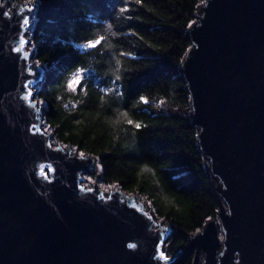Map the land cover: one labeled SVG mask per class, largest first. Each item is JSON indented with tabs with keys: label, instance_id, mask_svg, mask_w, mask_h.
<instances>
[{
	"label": "water",
	"instance_id": "obj_1",
	"mask_svg": "<svg viewBox=\"0 0 264 264\" xmlns=\"http://www.w3.org/2000/svg\"><path fill=\"white\" fill-rule=\"evenodd\" d=\"M8 2H0V264H171L188 252L197 264L200 251L203 264H264V0H203L187 26L180 70L223 239L209 216L169 256L170 222L118 185L87 186L83 173L102 171L98 157L54 145L41 129L46 109L34 85L46 65L31 60L32 21L20 27L38 3Z\"/></svg>",
	"mask_w": 264,
	"mask_h": 264
},
{
	"label": "trees",
	"instance_id": "obj_2",
	"mask_svg": "<svg viewBox=\"0 0 264 264\" xmlns=\"http://www.w3.org/2000/svg\"><path fill=\"white\" fill-rule=\"evenodd\" d=\"M36 1L31 41L46 65L37 90L45 120L58 141L98 157L103 181L139 191L172 220L175 249L186 245L218 208L180 70L187 26L203 0ZM76 70L73 91L79 81H67ZM193 259L188 252L173 264Z\"/></svg>",
	"mask_w": 264,
	"mask_h": 264
},
{
	"label": "rangeland",
	"instance_id": "obj_3",
	"mask_svg": "<svg viewBox=\"0 0 264 264\" xmlns=\"http://www.w3.org/2000/svg\"><path fill=\"white\" fill-rule=\"evenodd\" d=\"M0 2L1 3H4V0H0ZM13 3L15 4V3H23V4H28V5H32L33 4V2H32V0H13ZM11 4V3H10ZM10 4H8V6L7 7H10ZM33 14L34 13H32L30 16V20L32 21V25L30 26V28L27 30V37L29 38V40H30V43L27 45V47L29 48V49H31L32 50V61L34 62V65L35 64H37V62L38 61H36V59H35V47H34V45H33V43H32V41H31V30H32V26H33V20H34V18H33ZM40 63V62H39ZM38 63V64H39ZM41 64V63H40ZM44 75H45V72L43 73V75L41 76V78L35 83V85H34V90H36V94H35V96H34V98L35 99H37V102L39 103V104H41L42 106H43V108L44 109H46L47 108V106H46V103L43 101V100H41V99H39L38 98V96H37V90L39 89V87H40V85H41V83L43 82V80H44ZM42 123H43V125H42V129H45V131H47L48 133H52V137H51V140H52V143L55 145V143L58 141V139H57V136H56V131L47 123V121L45 120V115H44V117L42 118ZM82 150H79V152H81ZM85 153V152H84ZM102 172V171H101ZM101 172L98 174V173H96V172H90V173H88V172H84L83 173V177H87L88 179H89V181H90V183H91V185L94 183V182H96V183H100V185L102 186V187H104L107 191L110 189V188H112L113 186H115V185H118L117 183H113V184H115V185H113V184H107L105 181H103L102 180V178H101ZM98 181V182H97ZM109 186H111V187H109ZM118 187H120L119 185H118ZM121 188V187H120ZM124 190V189H123ZM126 191H128V190H126ZM127 193V192H126ZM131 193H133V194H139V196L140 197H142L143 199H145V202H146V200H147V202H146V204H148V207L149 208H151V209H149V210H151V212L153 213V215L155 216V218H156V220H158L161 224H163V225H167L169 222L171 223V226L173 227V228H175V230H172L171 231V233H170V235H169V237L166 239V241H165V243H164V248L166 247V245H167V255L169 256L171 253H173L174 252V250H175V248H174V240L171 238L172 237V235H174L173 233L175 232V231H177L178 232V228H177V225L172 221V220H170V219H168L167 217H161V216H159L158 214H157V212H156V209H155V207H154V205L152 204V202L145 196V195H142V194H140L139 193V191H129L127 194L129 195V194H131ZM221 203H222V205L223 206H226L225 205V203H224V201L223 200H221ZM218 209L219 208H217L216 209V211H218ZM212 218H214V220H215V223L217 224V226H218V237H219V239L220 240H222L223 239V234L221 233V231H220V218H219V215H218V213L217 212H215V217H212ZM172 234V235H171ZM204 252L203 251H200L199 253H198V255H197V264H203V259H204ZM171 264H173V263H171Z\"/></svg>",
	"mask_w": 264,
	"mask_h": 264
},
{
	"label": "snow or ice",
	"instance_id": "obj_4",
	"mask_svg": "<svg viewBox=\"0 0 264 264\" xmlns=\"http://www.w3.org/2000/svg\"><path fill=\"white\" fill-rule=\"evenodd\" d=\"M14 6H15V5H13V7H14ZM34 7H35V5H34ZM126 8H127V5L121 7V8L119 9V11H120L121 13H123V12H125ZM9 15H10L9 12H7V13H6V12H3V16L8 17ZM29 19H30L29 16L25 15V16H24V19H23V24H21L20 27L22 28L24 24L29 23ZM189 23H191V21H190ZM100 39H101V38L98 37V38H96L95 40H90V41L86 42V45L89 46V47H95V46H97V45L99 44ZM19 43H20L21 46H23V45L25 44V38H24V36H21V37H20V39H19ZM12 51H18V49H15V48H14V49H12ZM28 56H29V53H28V52H24V53H23V58H24V59H27ZM37 63H39V61H38ZM32 71H33L32 68H29V69H28V72H29V73H31ZM77 73H78V72H77V70H76L75 75L71 78V80H73V81H76V80L79 81L78 83H76L74 89H71V88H70V89L73 90V91H75L76 87L79 85V83H80V81H81V77H80V76L77 77ZM68 83H69V81H67V85H68ZM25 87L30 88V85H29L28 81H25ZM29 96H31V92H28V93L26 94V97H25V98H28ZM139 99H140V98H139ZM144 99L146 100V97H144ZM37 111H39V108H37ZM137 123H138L137 121H134V120L132 121V125H133L134 127H135V125H136ZM139 123H140V122H139ZM140 124H141V123H140ZM33 129H34L35 131H37V132L40 131V129H39V128H36L35 125H33ZM48 147H49V148H52V144H49ZM65 147H68V146H67V145H63V146L58 145V146L56 147L55 150H56V151H63ZM71 147H72V151H75V149H76V145H72ZM84 155H85V154H84L83 151L79 152V156H80L81 158H83ZM43 167H44V165H41V168H43ZM49 168H51V170L54 171V169L51 167V165L48 166V169H49ZM145 168H147V165H143V166L141 167L140 171H144ZM148 170L151 171L150 168H149ZM47 178H48V177H45V179H47ZM109 187H111V186H109ZM127 246H128L129 248H134V247H135V245H134V244H131V243H129ZM158 251H159V250H158ZM159 255H160L161 257H164V258L166 259L164 252L160 251V252H159Z\"/></svg>",
	"mask_w": 264,
	"mask_h": 264
},
{
	"label": "bare ground",
	"instance_id": "obj_5",
	"mask_svg": "<svg viewBox=\"0 0 264 264\" xmlns=\"http://www.w3.org/2000/svg\"><path fill=\"white\" fill-rule=\"evenodd\" d=\"M10 3H12L13 4V0H10V2H8V4H10ZM23 4V3H22ZM27 4V3H26ZM23 5H25V4H23ZM27 6H31V5H28L27 4ZM26 32V34H27V30L25 31ZM31 53H32V51H31ZM42 125H43V123H42V121H41V124H40V127H42ZM42 129V128H41ZM42 130H44L45 131V129H42ZM45 132H47V131H45ZM56 144V143H55ZM83 182L85 183V184H87V186H90L91 185V183H90V181H89V179L85 176L84 177V179H83ZM98 182V181H97ZM97 185H98V187L100 188V189H103V190H106L104 187H102L101 185H100V183H97ZM127 194V193H126ZM128 195V194H127ZM133 197H134V199H137V197H138V201L139 202H142L144 199L142 198V197H140L139 196V194H133ZM145 204H146V202H145ZM147 205V207H148V204H146ZM150 207V206H149ZM148 207V209H150Z\"/></svg>",
	"mask_w": 264,
	"mask_h": 264
},
{
	"label": "clouds",
	"instance_id": "obj_6",
	"mask_svg": "<svg viewBox=\"0 0 264 264\" xmlns=\"http://www.w3.org/2000/svg\"><path fill=\"white\" fill-rule=\"evenodd\" d=\"M77 77H79V73H77ZM75 81H70L69 86H71Z\"/></svg>",
	"mask_w": 264,
	"mask_h": 264
}]
</instances>
